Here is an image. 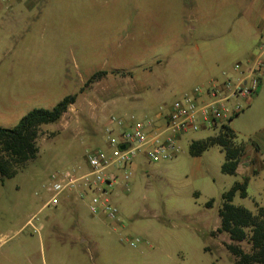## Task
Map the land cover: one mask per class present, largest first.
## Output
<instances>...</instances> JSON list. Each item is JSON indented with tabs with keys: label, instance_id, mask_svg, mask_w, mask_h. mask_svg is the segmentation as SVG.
I'll return each instance as SVG.
<instances>
[{
	"label": "rangeland",
	"instance_id": "obj_1",
	"mask_svg": "<svg viewBox=\"0 0 264 264\" xmlns=\"http://www.w3.org/2000/svg\"><path fill=\"white\" fill-rule=\"evenodd\" d=\"M263 12L264 0H41L21 10L0 6V127L13 128L30 110H50L77 95L59 121L41 127L37 157L0 182V254L29 238L34 264H232L227 235L210 234L220 225L222 194L244 177L247 196L236 194L232 204L253 213L264 207V71L257 94L227 103L242 107L228 123L245 148L236 174L222 173L219 147L190 155L192 141L214 133L202 129L181 139L173 159H134L127 168L128 191L121 177L111 189L119 222L92 215L89 195L71 199L63 193L58 213L41 207L50 197L52 174L83 171L90 151H109L103 128L109 116H118L108 103L115 91L101 78L80 92L93 74L147 77L163 92L158 105H169L198 85L186 76L191 64L172 69L174 57L192 45L217 42L235 46L234 58L259 54V38L240 29H253ZM40 223L46 224L42 236L34 230ZM240 245L248 251L246 243Z\"/></svg>",
	"mask_w": 264,
	"mask_h": 264
},
{
	"label": "built area",
	"instance_id": "obj_2",
	"mask_svg": "<svg viewBox=\"0 0 264 264\" xmlns=\"http://www.w3.org/2000/svg\"><path fill=\"white\" fill-rule=\"evenodd\" d=\"M20 0H0V6H8ZM263 63L260 56L248 62L236 79L226 77L222 82L213 81L207 88H195L170 105H162L156 119L135 120L133 116L122 118L109 116L103 128L108 152L97 149L90 151L85 158L86 172L75 170L54 173L46 190L50 194L44 204L55 208L63 193L79 190L80 197L89 195L88 210L92 215L103 216L111 222H118L119 212L111 201V192L119 178L129 185L127 168L141 155L150 163L175 158L180 151V139L188 133L202 129H212L225 124L226 120L242 110L240 105L228 107L232 99L250 98L258 92ZM160 122L161 126H156ZM125 148L120 150L119 146ZM118 171H122L118 175ZM139 240L130 241L135 246Z\"/></svg>",
	"mask_w": 264,
	"mask_h": 264
},
{
	"label": "trees",
	"instance_id": "obj_3",
	"mask_svg": "<svg viewBox=\"0 0 264 264\" xmlns=\"http://www.w3.org/2000/svg\"><path fill=\"white\" fill-rule=\"evenodd\" d=\"M105 75L106 72L93 74L84 83L80 92ZM76 99L77 95L67 96L50 110L42 108L30 110L13 128L0 127L1 183L13 178L37 157L39 152L37 139L41 127L59 121ZM212 147H219L224 152L222 173L236 174L245 154V148L243 144L237 142V136L228 123L216 128L211 136L192 141L189 144V153L192 157H199ZM247 184L248 178L244 177L222 194V204L218 210L220 225L210 235L212 237L217 233L227 235L230 243H225L224 247L233 258L232 264H264V207H258L253 213L244 207L232 204L236 194L242 198L247 196ZM212 204L213 200H210L206 206L211 207ZM240 243H246L249 247L248 251H245Z\"/></svg>",
	"mask_w": 264,
	"mask_h": 264
},
{
	"label": "crops",
	"instance_id": "obj_4",
	"mask_svg": "<svg viewBox=\"0 0 264 264\" xmlns=\"http://www.w3.org/2000/svg\"><path fill=\"white\" fill-rule=\"evenodd\" d=\"M40 1L41 0H20L3 7L9 10H21L33 7ZM258 9L259 8H256L255 15ZM252 12L253 10L250 13ZM259 16L260 18L259 20L257 18V23L253 26V29H246L245 27L240 29L241 34H245L247 32V35L251 36L252 33L254 39L259 38L257 42L255 41L256 44L254 49V51L259 50V54L252 57L254 52H248L247 56L239 59L238 57L234 58L232 55L233 51L235 50V46L233 45V43V50L229 49L228 46H223L221 43L217 44L218 42L216 43V45H206L205 43H203L199 46L195 44L188 47L181 58H173V62L171 64L172 69L179 72L178 70L182 68L184 63L191 64L190 69L188 70V72H186V76L196 79L198 85H196L195 87H199L202 89L210 86L213 81L222 82L226 77H230L232 79L238 78L240 76V71L234 70V66L236 64H241L244 70L247 67L248 62H251L255 57L260 56L261 60L262 57H264V38L262 33V31L264 30V12L262 14H259ZM228 34L232 35L233 32H231L230 30ZM262 63L264 68L263 60ZM263 68L261 73V82L264 71ZM149 70H151V68H149ZM102 79H108V89L115 91L114 96L116 97L111 98L109 101L107 99V101L109 103V107H111L112 110L116 111L119 117L127 118L137 115L144 120L156 119L158 110L160 106H162L158 105L157 101L163 96V92L160 91V87H155L150 84V81L147 77L143 76L142 79L135 81L132 78V73L111 72L110 74H108L106 72V75L103 76ZM99 81L101 80L99 79L94 83L99 85ZM184 83L185 80L181 79L180 85H183ZM144 90H147L146 93H143L145 92ZM185 90L186 89H182L181 92L184 93ZM107 101L104 104H106ZM101 102L103 103L104 100H102ZM108 103L106 104V106L108 105ZM231 118L226 120L225 123H229L232 120ZM156 126H161V123L156 122ZM183 137H181V139ZM86 169H84L85 171H75L78 174H83L86 172ZM67 197H71V199H75L77 197H79V199H83V197H80L79 195V190L67 192ZM44 207L45 205H43L41 209ZM55 211L56 213H58L57 207ZM28 224L29 221L24 223L22 228H24ZM45 225L46 224L40 223L38 227L34 226V230L42 236L41 232L44 231ZM33 243L34 242L29 238H25L22 241L17 240V242L12 243L5 249L4 252L0 254V264H34V257L30 252V247H32ZM205 249L209 250V248L207 247Z\"/></svg>",
	"mask_w": 264,
	"mask_h": 264
},
{
	"label": "water",
	"instance_id": "obj_5",
	"mask_svg": "<svg viewBox=\"0 0 264 264\" xmlns=\"http://www.w3.org/2000/svg\"><path fill=\"white\" fill-rule=\"evenodd\" d=\"M120 150H123L125 148L124 145L119 146Z\"/></svg>",
	"mask_w": 264,
	"mask_h": 264
}]
</instances>
